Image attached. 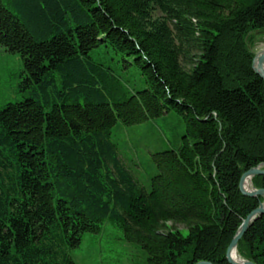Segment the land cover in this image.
<instances>
[{"label": "trees", "instance_id": "1", "mask_svg": "<svg viewBox=\"0 0 264 264\" xmlns=\"http://www.w3.org/2000/svg\"><path fill=\"white\" fill-rule=\"evenodd\" d=\"M259 43L264 0H0V45L20 53L27 93L0 108V264H77L107 222L146 264H231L263 200L239 188L264 162ZM171 110L186 133L152 154L145 185L113 129ZM238 251L264 264V215Z\"/></svg>", "mask_w": 264, "mask_h": 264}, {"label": "rangeland", "instance_id": "2", "mask_svg": "<svg viewBox=\"0 0 264 264\" xmlns=\"http://www.w3.org/2000/svg\"><path fill=\"white\" fill-rule=\"evenodd\" d=\"M263 44L259 43L255 50ZM23 69L20 53L8 51L0 45V108L27 96L19 83ZM127 71L131 79L140 78L138 70ZM185 133L183 116L171 110L162 117L138 124L127 125L119 121L112 137L135 176L148 185L150 177L157 172L152 154L177 146ZM177 227L183 226L178 224ZM72 254L77 264H146L147 261L146 251L140 245L126 241L122 230L108 222L100 232L85 234L82 244Z\"/></svg>", "mask_w": 264, "mask_h": 264}, {"label": "water", "instance_id": "3", "mask_svg": "<svg viewBox=\"0 0 264 264\" xmlns=\"http://www.w3.org/2000/svg\"><path fill=\"white\" fill-rule=\"evenodd\" d=\"M254 54L253 59V69L255 72L261 76L264 80V44L261 46L259 50L252 49ZM256 175H264V162L259 165L250 168L246 172L243 173L239 182V188L241 192L250 197H263L264 196V188H256L253 185V188H245V182L248 178H253ZM262 215H264V202H260V204L253 209L242 221L240 227L238 228L236 234L232 238L228 248L226 257L227 260L231 264H258L246 258H243L238 251V244L243 236L248 231L249 227ZM234 253L237 254V259L234 258ZM198 264H214L210 261H200Z\"/></svg>", "mask_w": 264, "mask_h": 264}, {"label": "bare ground", "instance_id": "4", "mask_svg": "<svg viewBox=\"0 0 264 264\" xmlns=\"http://www.w3.org/2000/svg\"><path fill=\"white\" fill-rule=\"evenodd\" d=\"M257 176V175H256ZM255 177V176H254ZM253 177V178H254ZM253 178H248L245 182V188L249 189V188H253L254 184H253ZM253 185V186H252ZM255 187V186H254ZM257 188V187H256ZM245 195V194H244ZM247 196V195H246ZM261 202H264V196H263V200ZM234 258L237 259V254L234 253Z\"/></svg>", "mask_w": 264, "mask_h": 264}]
</instances>
